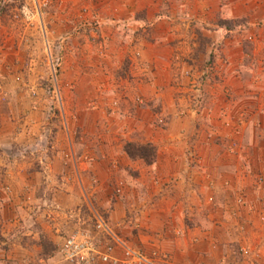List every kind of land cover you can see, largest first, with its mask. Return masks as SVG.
I'll list each match as a JSON object with an SVG mask.
<instances>
[{
	"label": "rangeland",
	"instance_id": "374dc122",
	"mask_svg": "<svg viewBox=\"0 0 264 264\" xmlns=\"http://www.w3.org/2000/svg\"><path fill=\"white\" fill-rule=\"evenodd\" d=\"M187 1L189 4L186 7L192 12L201 9L209 11L208 0H182L185 3ZM256 2L264 9V0ZM251 3L255 5V0H251ZM64 4V0H0V138H3L5 129L11 127L13 132L6 131L7 135H22L26 140L32 141L34 151L46 152V144L54 143L57 155L60 158L64 155V160L62 157L57 167H68L69 170H72V166L65 157L70 144L72 140L81 143L79 152L84 156L85 166L87 165L89 171L94 174L81 177L83 182H80L84 185L79 192L82 204H79L77 209V218L81 219V222L75 225L74 229L82 227L95 233V209L110 220L119 234L151 254L158 264H264V158H252L255 145L247 147L243 144H233L240 146L241 151L247 154L241 157L240 161L234 160L241 162V168L237 171L228 167L225 170V160L221 161V164L215 161L213 165L208 166L204 159L189 160L192 165L197 164L198 169L209 171V189L204 190L202 194L197 193L199 202L196 207L187 208L176 204L177 207H173L175 214H168L169 218L175 219H162V202L165 205L168 199L166 196H171L173 191L162 192V164L157 166L156 163L162 152L178 151L181 144L186 149L183 138L189 139L190 134L183 131L181 134H174L169 140L163 139L154 143L148 140L150 135L156 134L152 123L132 126L129 118L133 117L130 114L141 119L151 118L150 122H154L153 118L157 120L154 115L158 114L156 111L162 106V121L157 126L165 128L167 115L164 110L167 106L164 101L169 99V96H165L166 93L160 88L148 89L138 81L133 82L132 88L131 81L127 84L123 79L112 78L116 67L122 68V65L115 59L118 55L116 47L111 51V40L114 37L111 24L107 23L109 26L104 28V22L102 26L99 16L83 15L91 11L87 7L82 9V14L77 17L78 22L75 24L78 26V23H81L82 29H73L74 22H67L69 17H50L47 14L54 8H64ZM249 17L252 18L250 14L242 17L237 15L224 20L221 16H216L215 24H225L230 29L244 24L241 29L243 34L247 35L246 38L243 35V54L246 56V73L248 72L246 77L249 82L258 83L260 88V92L246 99V103H264V20L259 19L261 22L257 23L254 29ZM191 21L192 17L187 16L179 25H175L177 29L173 27L175 31L167 36L163 35L162 40L156 42V51L162 49V46L171 47V43L175 41L173 62H180L186 56L190 57L191 55L187 54L191 51L188 52L187 46L194 34L190 31ZM203 25L206 30L200 32L198 43L193 49L194 55L203 52L209 58L210 64H207L204 70L206 72L202 76L207 81L203 82L202 86L207 88L214 83V87L218 89L223 84H219L222 82L216 74L212 75L211 62L218 57L226 58L223 57V41L205 34L211 33L208 29L211 26L208 23ZM244 28H247L249 33ZM70 34L74 39L69 38ZM124 34L125 32L122 33ZM216 35L218 33H215V37H219ZM219 35L221 38V33ZM135 46L130 47L127 52L133 57L134 68H137L136 62L139 63L138 58L141 68L148 67L149 62L143 56L144 50ZM154 63L150 62L151 72L155 69ZM20 69L26 76L21 83L18 79ZM196 70L193 63H189V67L183 71L186 80L179 78L176 81L177 89L172 84L173 91L177 93L180 89L181 93H187L192 87H201ZM129 71L130 68L126 72ZM94 72L108 77L106 79H109L110 88L106 90V94L111 96L106 97L107 101L103 100L101 95L92 96L86 103V95L80 96L76 90H84L86 83L81 77H94ZM119 74L117 76H121V73ZM80 75L82 76L78 79ZM122 77L126 78L124 75ZM151 77L154 80V75ZM19 83L24 88L22 92L19 90ZM116 83L118 85H115ZM223 86L227 102L235 104L238 100L236 93L229 94L226 92L227 86ZM103 87L101 89L105 88ZM12 90L13 94L10 93ZM97 92L99 94L102 90ZM171 93L173 94L172 91ZM260 94L261 97H258ZM171 97L170 106L176 102L174 94ZM158 98L161 100H157ZM191 99L193 100V96ZM126 108L129 113L125 111ZM123 117L132 129L127 133V126L125 136H121L122 134L112 127L117 119ZM222 135L220 132L218 137ZM129 141L154 143L158 149L156 161L148 164L143 159H132L126 151L124 160L123 153L119 157L112 155L111 152L125 148ZM25 147L31 149L30 144ZM189 151L192 152V158L195 152H199L196 147L190 146ZM90 152H97L99 156L91 158ZM41 161L43 164L46 160ZM25 164L33 165V162L24 157ZM104 171L109 173V177H102L101 173ZM171 178L167 179L166 184L172 183L174 178ZM203 179L198 178L196 183L200 185ZM38 180L43 183L45 178L40 176ZM101 181L106 183L105 187L100 186ZM88 184H97V187L88 188ZM30 197L32 201L35 198L31 192L24 193L22 208L16 212L10 207L6 211L7 217L37 219L34 213L39 211L41 204L37 207L40 202H30ZM33 204L36 205L34 213L31 208ZM50 205L43 202L40 210L48 209ZM43 217L52 219L54 215L50 218L46 212ZM39 241H42L43 250L47 255L25 257L15 254L14 257H4L8 262L0 261V264H12L9 260H16L20 264H74L63 260L58 248V251H55L56 256L54 253L53 257H50L52 255H49V252L53 248H50V245L48 247L49 242L46 238Z\"/></svg>",
	"mask_w": 264,
	"mask_h": 264
},
{
	"label": "crops",
	"instance_id": "0c3cea01",
	"mask_svg": "<svg viewBox=\"0 0 264 264\" xmlns=\"http://www.w3.org/2000/svg\"><path fill=\"white\" fill-rule=\"evenodd\" d=\"M64 3V8H54L47 14L50 17H69L67 22H74L73 29L75 27L81 28V23H78V26H75V24L78 22L77 17L82 14V9L87 7L91 11L83 15L99 16L101 19L100 23L104 22V26L102 23L104 28L109 26L107 23L111 24L110 26L114 33L113 40H111V51L113 52V48L116 47V54L118 55L115 56V59L117 58L116 60L121 62L122 65V68L116 67L112 78L123 79L125 82L127 81V84L131 81L132 88L133 82L138 81V83L144 85L145 88L148 87V89L154 90L160 88L166 93L165 96H169V99H165L164 101V104L167 106L164 110L167 115V126L165 128L157 126L162 121V106L157 109L156 113L158 114L154 115V117H157V120L153 118L154 122H150L151 118L150 120L141 119L137 115L130 114L133 117L129 118L133 124L132 126H142L152 123L151 125L155 126L154 131L156 134L150 135L148 140L154 143H159L163 139L169 140L174 134L178 135L183 133V131L190 134L189 139L188 137L183 138L185 145H187L186 149L181 144L178 151L162 152V155L159 154L156 163L157 166L162 164V177H164L162 192L173 191L171 196H166V199H168L165 205L162 202V219H175L168 216L174 211L173 207H177L178 205L181 207L184 205L187 208L196 207L199 202L197 193L200 192L202 194L209 189V171L207 169H198V165H192L189 160L204 159L207 166L213 165L215 161L221 164V161L225 160L223 164L224 169L228 167L230 170H240L241 162L237 163L234 160L240 161L241 157H245L247 154L241 151L240 146L236 147L233 144H243L247 145V147L255 145L252 150V158L254 160H263L264 103H246L248 102L246 99L260 92V88L258 87V83L254 81L249 82L246 77L248 72L246 73L247 65L246 56L243 54V45L245 43L244 38L247 35L245 36L242 32L243 29H241L244 24L238 25L234 29H230L225 24H215L216 16H221L225 20L232 16L238 15L242 17L250 14L252 18L249 17V19H251L252 27L255 29L256 24L261 22L260 20H264V9L256 0L255 5L251 3V0H208L210 6L208 12L202 9L192 12L189 7H186L189 1L185 3L182 0H64ZM187 16L192 17L190 31L194 33L191 39H189L187 46L188 52L191 51V53L187 55H191L193 58L186 56L184 58L190 59L185 60L183 58L180 62H173L175 41L171 43L173 47L168 45L162 46V49L159 51H156L158 48L156 42L162 40L163 35L167 36L173 30L175 31L177 29L175 25H179ZM204 23H208L211 26L208 27L211 33L205 34L211 36L213 39L217 38L223 41V57L226 58L218 57L214 62H211L213 63L212 75L216 74L218 80L220 79L222 82L219 84L227 86L226 92L229 94L236 93L238 100L235 104L227 102L223 85L221 88L218 87V89L214 87V83L207 86V88L202 86V83L207 81L202 76L206 72L204 70L208 66L207 64H210L208 63L209 58L203 52L195 56L193 49L198 43L200 32L206 30L203 27ZM246 29L244 28V30ZM124 32L125 37L122 35ZM215 33H218L216 36L219 37H215ZM219 33H221V38ZM226 33L229 34L226 35ZM69 38L74 39L71 34ZM135 44L144 50L143 56L149 62L148 67L141 68L140 58H138L139 63L136 62L137 68H134L133 57L127 52ZM31 62L33 63L34 61ZM150 62L154 63L155 69L152 72ZM189 63H193L196 67V77H199L198 81L201 87L195 89L192 87V90H189L187 93H181L179 89L176 93L173 91L172 84L177 89L178 85L176 81L181 77V79L186 80L183 77V71L186 67H189ZM129 68L130 71L127 73L126 71ZM23 73L20 69L18 73L20 83L26 77ZM94 73V77L84 74H82L84 75L83 78L81 77L82 75L77 77L78 79L81 77V80L86 83L84 90L80 88L76 90V92H79L78 95H86V103L92 96L101 95V98L106 101V97L111 96V94H106L108 93L106 90L110 88L109 79H106L107 76L99 72ZM119 73H121V76H117ZM122 75L126 78H123ZM152 75H154V80L151 77ZM115 85H118V83ZM239 85L240 87H238ZM102 87L104 89H101ZM23 89L20 84L19 90L22 92ZM115 89H117L116 86ZM99 90H102V92L98 94L97 91ZM171 91L176 97V102L170 106V99L173 95ZM10 93L13 94V90ZM192 96L193 100L191 99ZM258 97H261V94ZM157 100L161 99L158 98ZM125 111L129 113L127 108ZM125 123L128 124L127 119L123 117L122 119H117L112 127L120 135L122 134L121 136H125L127 126L129 128V132L127 133H130L131 129L130 125H126ZM8 128L10 130L5 129V134H2L3 138H0V261L7 263L8 261L5 258L14 257L16 256L15 254L25 257L47 255L45 250H43L42 241H39L41 238H46L49 242L48 247L50 245V248H53V250H49V255H52L50 257H53L54 253L56 256L57 252L55 251L59 250L64 235L73 230L74 226L81 222V219L77 218L79 214L77 213L78 206L82 204L79 192L81 187L84 186L80 182H83L81 177L94 173L89 171L87 165L85 166L84 156L79 152V145L81 143L78 140H72L70 149H68L65 157L69 160V165L72 166L70 167L72 170H69L68 167H57L59 165L58 162L64 155L62 156L60 153L61 158L57 155V147L54 143L51 145L46 144V152L34 151L32 149V141L26 140L22 135H18L17 133L7 135L6 131L13 132L11 127ZM220 132L223 135L218 137ZM28 144L31 146L30 150H28L29 147H25ZM189 146L196 147L199 151L198 153L195 152L193 158L191 157L192 152L189 151ZM111 153L112 155H118V157L123 153L122 159H126L123 147L119 148L117 152ZM89 155L91 158L99 156L97 152H90ZM24 157L31 159L33 165H24ZM174 159L179 162L176 163ZM41 160L46 161L41 164ZM161 161L162 163H159ZM70 172L74 173L70 174ZM101 175L102 177H109V173L105 171ZM40 176L45 178L43 183H40L38 180ZM171 177L174 178L172 183L169 181L172 179ZM198 178H204L200 185L196 183L198 182ZM167 179H169L170 184H166ZM105 184V182H100V186L105 187ZM86 186L95 189L97 184H88ZM27 192H31L35 197L33 201L30 197V202H40L37 204V207L41 204L38 207V212L34 211L36 208L35 204L31 206L37 219H21L19 217L9 219L6 215L7 209L13 207L16 212H19L24 202V193ZM41 202L51 204L48 209H44L48 212L50 218L51 215H54L52 219L43 217V215H46V212L44 209L40 210L42 207ZM108 222L114 227L110 220ZM121 236L124 237L123 235ZM130 243L132 244V242ZM9 262L20 264L16 260H9Z\"/></svg>",
	"mask_w": 264,
	"mask_h": 264
},
{
	"label": "built area",
	"instance_id": "2783aa9c",
	"mask_svg": "<svg viewBox=\"0 0 264 264\" xmlns=\"http://www.w3.org/2000/svg\"><path fill=\"white\" fill-rule=\"evenodd\" d=\"M93 219L95 233L80 227L64 235L59 246L64 260L74 264H158L151 254L122 237L95 209Z\"/></svg>",
	"mask_w": 264,
	"mask_h": 264
},
{
	"label": "trees",
	"instance_id": "16d2710c",
	"mask_svg": "<svg viewBox=\"0 0 264 264\" xmlns=\"http://www.w3.org/2000/svg\"><path fill=\"white\" fill-rule=\"evenodd\" d=\"M126 153L132 159H143L146 163H154L157 159V146L152 142L147 143H135L129 141L125 145Z\"/></svg>",
	"mask_w": 264,
	"mask_h": 264
}]
</instances>
